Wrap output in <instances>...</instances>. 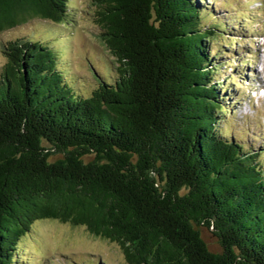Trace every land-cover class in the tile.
Listing matches in <instances>:
<instances>
[{
	"label": "trees",
	"instance_id": "obj_1",
	"mask_svg": "<svg viewBox=\"0 0 264 264\" xmlns=\"http://www.w3.org/2000/svg\"><path fill=\"white\" fill-rule=\"evenodd\" d=\"M89 7L109 63L83 95L52 39L72 36L71 0H0V34L50 23L3 45L0 264L43 221L117 245L126 264H264V161L222 129V23L203 0Z\"/></svg>",
	"mask_w": 264,
	"mask_h": 264
},
{
	"label": "rangeland",
	"instance_id": "obj_2",
	"mask_svg": "<svg viewBox=\"0 0 264 264\" xmlns=\"http://www.w3.org/2000/svg\"><path fill=\"white\" fill-rule=\"evenodd\" d=\"M71 2L73 8L77 10L76 21L80 28L69 41L65 40L67 35L64 34L57 35L56 38L52 37V39H55L57 48L62 49L61 51L65 53L63 59L67 60L70 77H73V85L80 90L81 94L87 95L97 85L94 73L98 76H106L104 63H109V59L97 41L98 26L94 23V20H91L94 13L92 7H89V0H71ZM216 2V8H219V12H216L214 18L220 19L223 13L228 12V18L233 19L235 18V12L242 11L244 9L243 5H245L243 2L247 3L248 0H233L234 7H231L233 11L231 9L229 11L228 6L221 7V0H216ZM246 7L254 12L252 16L255 19L257 14L256 10L253 9L254 6L249 3ZM214 10L217 11V9ZM257 12L258 14L260 12V16L264 19V15L262 16V11L259 8H257ZM212 20L213 18L209 19L207 23H211ZM231 23L229 22V25ZM251 23L256 25L255 20ZM49 24V22L34 21L2 32L0 34V68L7 61L3 54L5 43L30 38L33 35L31 33H34L35 38L44 37L46 33L41 31L44 26ZM240 26L238 25L235 31L231 30L230 26L226 27V36L211 41V56L214 57L217 53H220V56H218L220 62L227 63L218 67L215 72L216 76L221 78L220 81L224 83L223 88H227L222 89V96L227 90L232 91V83L239 84L241 81L238 77L232 76L240 64L239 61L237 62L236 54H240L239 58H242V60H251L250 68L245 64L241 69L245 72L252 69L254 71L253 74L251 73L253 80H258L261 77L264 84V37H258L257 35L253 38L251 36H241L238 33L241 30ZM231 36H234L233 41H229L232 38ZM231 42L232 45H230ZM249 47H251L250 52ZM222 52L225 55L221 56ZM228 52L230 55H228ZM253 52L255 53V59L249 54ZM248 88L249 86L245 87L246 90ZM234 106V113H229L223 121V133L228 138L239 141L245 148L260 152L258 158L264 161V154H262L264 143L261 139L264 138V130L262 129V126H264V107L254 108L252 105L249 109L248 106L243 105V109L240 111L237 108L238 104ZM201 236L211 250L218 249L216 238L211 234V231L201 228ZM18 251L16 264H39L40 261L42 264H96L99 259L104 261L105 264H126L117 245L91 236L84 228H73L69 225L46 221L37 222L33 225L27 235L22 238Z\"/></svg>",
	"mask_w": 264,
	"mask_h": 264
}]
</instances>
